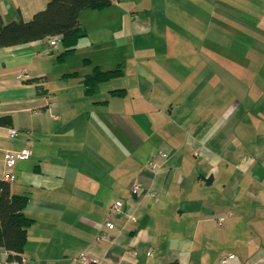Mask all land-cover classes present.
<instances>
[{"label": "crops", "instance_id": "obj_1", "mask_svg": "<svg viewBox=\"0 0 264 264\" xmlns=\"http://www.w3.org/2000/svg\"><path fill=\"white\" fill-rule=\"evenodd\" d=\"M49 1L0 0V19ZM79 21L62 59L47 39L0 48V180L5 152L32 153L10 184L29 196L28 264H264V0H121Z\"/></svg>", "mask_w": 264, "mask_h": 264}, {"label": "trees", "instance_id": "obj_2", "mask_svg": "<svg viewBox=\"0 0 264 264\" xmlns=\"http://www.w3.org/2000/svg\"><path fill=\"white\" fill-rule=\"evenodd\" d=\"M121 0H50L47 7L34 15L31 21L4 24L0 19V48H11L31 42L59 38L62 52L59 59L77 51L85 31L80 26L79 16L83 11H101ZM121 66L103 71L95 67L83 80L87 95H93L99 84L122 77ZM123 96L125 90L111 92ZM0 126L11 127L10 116H0ZM29 196L15 195L11 185L0 180V250L8 253L7 262H21L28 241V229L34 220L25 214Z\"/></svg>", "mask_w": 264, "mask_h": 264}, {"label": "built area", "instance_id": "obj_3", "mask_svg": "<svg viewBox=\"0 0 264 264\" xmlns=\"http://www.w3.org/2000/svg\"><path fill=\"white\" fill-rule=\"evenodd\" d=\"M49 42V51L50 52H55V51H59L61 46H60V40L59 38L55 37V38H49L47 39ZM23 79L27 78L26 74H22L21 76ZM47 100L49 101V106L53 105V98L51 97H47ZM19 134V132L15 129H11L9 131V135L11 138H15L17 137ZM31 151L29 149H24L22 151L19 152H14V151H7L5 152L4 155V163H5V174H4V180L11 184L15 181V176H14V170L15 167L17 165V162L19 161H28L31 158ZM159 158H162L164 160L168 159V156L164 153L159 155ZM149 168L150 169H157L158 168V164L154 161L149 163ZM131 193H133L134 195H138L139 191H140V185L135 183L133 184V186L130 189ZM122 208H123V202L117 201L116 203L113 204V206L110 209L111 215L112 216H116L121 214L122 212ZM224 218H221L218 220V225L220 227H222L224 225ZM106 227L109 230H113L114 229V224L112 222H108L106 224ZM149 257H152V253L149 254ZM232 258V257H231ZM81 260L85 263H91L90 258L87 255H82L81 256ZM227 262V259H223L222 263L225 264ZM8 264H28L27 260L22 257L21 262H10Z\"/></svg>", "mask_w": 264, "mask_h": 264}, {"label": "rangeland", "instance_id": "obj_4", "mask_svg": "<svg viewBox=\"0 0 264 264\" xmlns=\"http://www.w3.org/2000/svg\"><path fill=\"white\" fill-rule=\"evenodd\" d=\"M57 55H58V53H54V54H53V56H54L55 58L57 57ZM125 57H128V53H127V52L125 53ZM73 60H75V59H72L71 61H68V63L70 62L71 65H74V64H75V61H73ZM68 63L63 64V67L66 68L67 65H68ZM50 68H51V67H50ZM51 71H52V70H51ZM51 75H52V74H51Z\"/></svg>", "mask_w": 264, "mask_h": 264}]
</instances>
